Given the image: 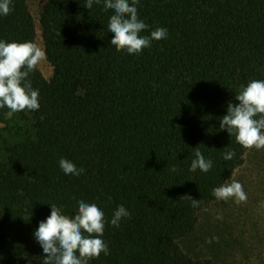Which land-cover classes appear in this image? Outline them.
Masks as SVG:
<instances>
[{
  "label": "trees",
  "instance_id": "1",
  "mask_svg": "<svg viewBox=\"0 0 264 264\" xmlns=\"http://www.w3.org/2000/svg\"><path fill=\"white\" fill-rule=\"evenodd\" d=\"M85 3L46 0L38 16L52 75L37 67L28 77L39 90L33 135L7 146L0 162V264H43L34 232L51 204L72 217L78 200L108 220L110 255L88 264H216L188 257L177 241L242 162L246 149L220 119L239 103L241 84L264 80V0H139L149 25L141 35L168 31L139 55L111 45L113 10ZM11 7L0 15V40L36 43L26 0ZM197 148L213 161L207 173L189 170ZM231 150L235 157L223 160ZM61 157L84 173L65 175ZM121 204L131 218L115 228Z\"/></svg>",
  "mask_w": 264,
  "mask_h": 264
},
{
  "label": "clouds",
  "instance_id": "2",
  "mask_svg": "<svg viewBox=\"0 0 264 264\" xmlns=\"http://www.w3.org/2000/svg\"><path fill=\"white\" fill-rule=\"evenodd\" d=\"M11 3L12 0H0V15L7 16L13 11ZM94 3L102 4L105 11L113 10L107 30L113 34L110 43L117 51L139 55L144 48L151 47L153 40L167 38L168 31L163 27L151 30L150 35H141L149 30V25L139 19V0H86L85 7L90 10ZM45 58L46 52L32 41L0 40V108L7 107L9 116L24 110H39V90L33 89L28 77ZM235 100L239 103H228L227 114L220 119V129H226L245 149H264V80L253 79L246 86L241 84ZM235 155L234 150L227 151L222 153V159L229 161ZM194 156L190 171L199 169L207 173L212 169L213 161L206 159L198 148ZM58 163L65 175L80 176L85 171L64 157ZM171 171H177L176 167L173 166ZM212 195L217 200L234 199L236 204L247 201L242 184L234 179L213 188ZM183 197L191 207L201 206V200L190 195ZM77 205L78 211L69 217L62 213L60 207L51 204L50 215L39 223L34 237L45 254L43 264H88L89 260L99 258L101 253L110 255L108 244L102 239L104 212L96 204L84 200H78ZM122 218L130 219L131 214L121 204L114 210L111 226L118 228ZM216 219L222 220V213H218ZM218 240L213 236L206 243Z\"/></svg>",
  "mask_w": 264,
  "mask_h": 264
},
{
  "label": "rangeland",
  "instance_id": "3",
  "mask_svg": "<svg viewBox=\"0 0 264 264\" xmlns=\"http://www.w3.org/2000/svg\"><path fill=\"white\" fill-rule=\"evenodd\" d=\"M46 0H26L34 20L36 44L43 49L38 16ZM45 79L52 68L44 59L37 66ZM0 108V162L6 157L7 146L33 135L32 112L24 110L8 115ZM240 182L247 201L236 204L234 199L214 200L198 213L193 230L178 239L180 250L194 260H210L216 264H264V149H246L241 164L233 171L231 180ZM205 209H207L205 211ZM222 213L223 219L216 216ZM108 220L105 219V229ZM213 236L219 240L206 243ZM37 250H42L39 243Z\"/></svg>",
  "mask_w": 264,
  "mask_h": 264
}]
</instances>
